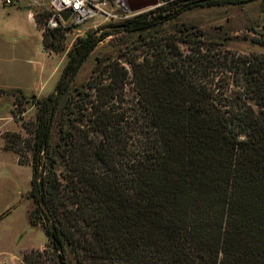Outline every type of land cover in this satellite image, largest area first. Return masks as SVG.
Masks as SVG:
<instances>
[{"label": "trees", "instance_id": "obj_1", "mask_svg": "<svg viewBox=\"0 0 264 264\" xmlns=\"http://www.w3.org/2000/svg\"><path fill=\"white\" fill-rule=\"evenodd\" d=\"M247 1L179 0L172 15L159 8L123 30L144 32L204 3ZM34 18L45 49L63 51L67 29ZM100 40H76L55 91L34 97L26 137L4 138L31 166L28 219L47 239L24 264H69L68 256L75 264H264V52L229 58L203 31L176 29L148 42L142 57L109 60L75 86ZM16 93L15 119L26 99Z\"/></svg>", "mask_w": 264, "mask_h": 264}, {"label": "rangeland", "instance_id": "obj_2", "mask_svg": "<svg viewBox=\"0 0 264 264\" xmlns=\"http://www.w3.org/2000/svg\"><path fill=\"white\" fill-rule=\"evenodd\" d=\"M55 0H13L12 5L0 3V264H24L22 256L32 249H43L47 239L39 226H32L28 219L33 203L31 166L20 165L18 156L5 148L7 134L18 133L26 137L23 122L33 121L37 107L35 99L55 91L61 72L68 60V51L77 39L94 34L100 42L80 68L74 85L84 84L98 65L109 60L140 58L148 51L147 43L175 34L176 29L203 31L206 42L214 43V52L232 55L264 52V0L247 2H209L182 10L174 18L160 21L144 32L125 31L127 20L159 8H167L162 16L179 10V0H159V6L140 13H130L119 6L122 0H97V14L77 26L66 27L65 49L59 53L45 49L40 31L27 17V10L41 22L42 28L55 8ZM24 7L26 9H19ZM161 20V19H159ZM180 37V36H179ZM184 36H181L183 38ZM180 53L186 49L178 44ZM127 66V65H126ZM128 67V66H127ZM20 89L26 97L23 114L12 116L16 96ZM136 93L132 84L126 88V101L133 105ZM69 264H75L68 256Z\"/></svg>", "mask_w": 264, "mask_h": 264}, {"label": "built area", "instance_id": "obj_3", "mask_svg": "<svg viewBox=\"0 0 264 264\" xmlns=\"http://www.w3.org/2000/svg\"><path fill=\"white\" fill-rule=\"evenodd\" d=\"M4 5H12L13 0H0ZM121 0H118V3ZM97 0H55V8L51 17L47 20L45 27L54 29L57 27L66 28L67 26H77L85 20L94 17L98 10L99 5ZM124 8L123 3L120 4ZM66 10H71V16L64 22L60 14Z\"/></svg>", "mask_w": 264, "mask_h": 264}, {"label": "water", "instance_id": "obj_4", "mask_svg": "<svg viewBox=\"0 0 264 264\" xmlns=\"http://www.w3.org/2000/svg\"><path fill=\"white\" fill-rule=\"evenodd\" d=\"M158 6L159 0H124V9L130 13H140ZM71 13V10H66L60 16L66 22Z\"/></svg>", "mask_w": 264, "mask_h": 264}, {"label": "crops", "instance_id": "obj_5", "mask_svg": "<svg viewBox=\"0 0 264 264\" xmlns=\"http://www.w3.org/2000/svg\"><path fill=\"white\" fill-rule=\"evenodd\" d=\"M0 3H2L1 1H0ZM3 4V3H2ZM3 6H6V5H4L3 4ZM17 8H19V9H21V8H23V9H26V8H24V7H18V6H16ZM27 10V17L36 25V27H37V29L40 31V33H41V37H42V31L40 30V28L38 27V25H37V23H36V21H35V18H34V15L32 14V12H30V10L29 9H26ZM42 43H43V41H42Z\"/></svg>", "mask_w": 264, "mask_h": 264}, {"label": "flooded vegetation", "instance_id": "obj_6", "mask_svg": "<svg viewBox=\"0 0 264 264\" xmlns=\"http://www.w3.org/2000/svg\"><path fill=\"white\" fill-rule=\"evenodd\" d=\"M122 2H123V0H122Z\"/></svg>", "mask_w": 264, "mask_h": 264}]
</instances>
